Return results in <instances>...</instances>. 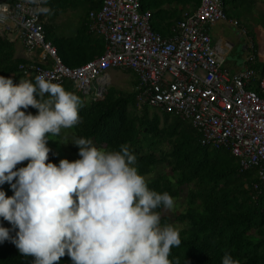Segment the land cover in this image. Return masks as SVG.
I'll use <instances>...</instances> for the list:
<instances>
[{"label":"clouds","instance_id":"1","mask_svg":"<svg viewBox=\"0 0 264 264\" xmlns=\"http://www.w3.org/2000/svg\"><path fill=\"white\" fill-rule=\"evenodd\" d=\"M27 3L38 14L52 11L49 0ZM82 105L45 74L18 84L0 76V186L13 191L0 187V218L11 225H0V244L10 241L31 264H59L65 255L72 264H173L180 229L162 225L157 209L172 210L175 200L148 186L129 146L105 150L73 137L80 158L49 161V135L82 123ZM221 264L240 261L225 253Z\"/></svg>","mask_w":264,"mask_h":264},{"label":"trees","instance_id":"2","mask_svg":"<svg viewBox=\"0 0 264 264\" xmlns=\"http://www.w3.org/2000/svg\"><path fill=\"white\" fill-rule=\"evenodd\" d=\"M92 1L89 10L99 7V2L94 4ZM227 1L235 0H223V10L229 17L225 8ZM199 3L200 0H141V8L150 11L152 28L167 36L183 11L191 10ZM59 4L60 0H49L48 5ZM86 20L87 17L76 35L59 36L54 41L59 56L68 66L80 65L104 50L103 36L90 32ZM14 44L0 34V76L12 78L14 84L20 79L34 82V76H26L19 68L20 63L29 60L15 55ZM250 49L255 51L256 43L252 42ZM262 65L258 62L254 67ZM136 80L134 76L130 90L107 86L101 99H93L65 81L62 86L75 92L83 101L79 109L82 123L70 130L75 137L92 139L105 150L129 146L137 157V167L142 175L150 173L160 163L165 164L168 172L146 179L151 189L167 191L177 198L185 188V194L181 196L184 207L174 216L161 215L163 224L169 220L181 224V244L172 248L169 256L173 264H221L225 253L238 259L240 264H264V185L258 190L252 188L258 181L255 170L240 171L238 160L229 149L202 144L200 133L189 121L147 105L137 108L133 89ZM27 112L37 114L31 106ZM60 135H49L47 144L51 150L49 161L54 164L59 158L52 146L57 145L62 138ZM26 164L27 161L16 167ZM0 187L6 196L13 195L8 183ZM162 209L157 211L161 213ZM0 225L11 228L2 218ZM32 259L22 256L10 241L0 244V264H31ZM59 264H72V261L65 255Z\"/></svg>","mask_w":264,"mask_h":264},{"label":"built area","instance_id":"3","mask_svg":"<svg viewBox=\"0 0 264 264\" xmlns=\"http://www.w3.org/2000/svg\"><path fill=\"white\" fill-rule=\"evenodd\" d=\"M35 7L27 0H0V34L11 40L16 33L27 51H37L36 59L19 64L26 76L45 74L61 85L69 81L101 99L104 89L92 87L93 81L107 69L131 70L137 79V108L147 105L189 121L202 144L229 149L240 171L255 170L253 189L264 185V60L256 68L249 54L236 71L224 66L226 51L212 43L209 27L220 20L238 21L226 16L223 0H200L183 11L167 36L152 28L151 13L141 8V0H101L89 10L86 26L103 36L104 50L74 67L45 38L43 14Z\"/></svg>","mask_w":264,"mask_h":264},{"label":"rangeland","instance_id":"4","mask_svg":"<svg viewBox=\"0 0 264 264\" xmlns=\"http://www.w3.org/2000/svg\"><path fill=\"white\" fill-rule=\"evenodd\" d=\"M232 4L234 6H231ZM225 7L229 13L228 16H230V18L236 19L238 21V24L236 25L224 20H220L209 27V33L214 40L222 38L224 41L232 45V50L229 56L233 57L246 51L247 45L249 44L246 38V34L242 32V29H245L250 36L254 35L253 39L255 41L257 39V36H261L264 32V0H235L233 2L227 1ZM70 24L71 23H68V26ZM254 27L256 29L253 30ZM16 46L17 45H15V50ZM237 47L239 49H237ZM262 48L263 47L261 45L256 44V50L258 53L261 52ZM241 56L243 57V55ZM225 65H227V62ZM109 73L113 82L110 83V85H113L122 90L131 89V72L121 69H111L109 70ZM94 84L95 81L92 82V86ZM107 86H109V83L106 85V87ZM59 137L62 138L57 141V145L52 146V149H54L58 155V163L60 159H68L70 162L76 160L78 157V147L70 142L72 138L75 137V134L70 129H64L61 131V135ZM64 138H67L66 142L68 143H60L61 141H65ZM92 142L96 147H98L93 140ZM63 152L65 153V155L63 154ZM164 172H168V168L165 164L160 163L156 167H154L150 173L145 174L144 176L146 179H148L153 175L155 176L159 173ZM183 194H185V188L181 190V196ZM181 196L174 198L175 207L172 210L163 208L160 215L163 214L167 216H174L175 213L181 210L184 207V202ZM161 224L165 225L162 221ZM167 224H172L179 229L181 228V224L173 220H169Z\"/></svg>","mask_w":264,"mask_h":264},{"label":"crops","instance_id":"5","mask_svg":"<svg viewBox=\"0 0 264 264\" xmlns=\"http://www.w3.org/2000/svg\"><path fill=\"white\" fill-rule=\"evenodd\" d=\"M92 2L94 4H96L97 2H99V5L101 4V0H93ZM90 5H91V0H60V4L58 6H62V7H58L56 5L55 7H50L48 5V7H50L52 10L51 13L43 14L44 34L47 36V39L54 44V41H56L59 36L71 37V36L76 35L79 27L84 22V18L87 17L86 12L89 11ZM68 23H71V24L68 26ZM254 29L256 28L254 27L253 30ZM246 38L248 40V43L249 41L251 42L255 41L253 39L254 35L250 36L247 33V31H246ZM11 40L15 43L14 45H17L16 50H15L16 56L22 57L28 60L37 58V51L36 50L27 51L25 47L23 46L22 42L20 41V39L16 36V34L13 33L11 35ZM212 43L216 46H220L225 49L226 54H225L224 65L227 62V65H225V67L228 68L230 71H236L240 69L245 64L247 56L249 54L255 55V61L257 64L258 62H263L264 60V32L262 33L261 36L258 35L256 41L254 42L263 47L260 53H258L257 50L255 51L251 50L250 43H249L246 48L247 50L242 52V54H238L237 56L230 57L229 54L232 50V45L224 41L222 38L215 39V40L212 38ZM237 49L239 48L237 47ZM241 55H243V57ZM112 69H120V68H112ZM109 70L111 69H107L104 75L98 79L99 81H95V84L92 87L101 86L105 90V87L108 83L109 85L110 83H113ZM121 70H127L131 72L130 75L133 81L135 75L132 71L128 69H121Z\"/></svg>","mask_w":264,"mask_h":264}]
</instances>
